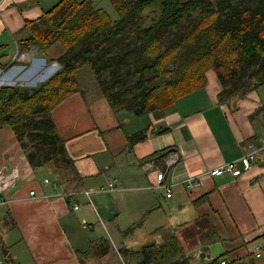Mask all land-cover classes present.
<instances>
[{
	"label": "crops",
	"instance_id": "crops-1",
	"mask_svg": "<svg viewBox=\"0 0 264 264\" xmlns=\"http://www.w3.org/2000/svg\"><path fill=\"white\" fill-rule=\"evenodd\" d=\"M51 1L0 0V55L19 50L18 41L29 34L26 24L50 10ZM1 62L3 71L13 64ZM47 64L55 68L51 77L60 66ZM208 80L206 88L173 106L140 117L113 108L101 90L71 96L53 118L75 161L74 176L51 165L33 169L13 129L0 128V170L19 169L18 183L5 192L7 204L0 209L1 261L8 248L17 264H120L122 253L138 264L137 252L149 245L146 237L173 228L192 264H208L195 261L199 254L223 255L230 264H264V154L239 177H204L203 186L192 191L184 186L190 175L229 162L243 169L245 144L264 141V85L237 103L222 104L219 79L211 71ZM138 134L145 138L130 148ZM169 148L174 152L164 160L144 161ZM160 172L172 198L151 188ZM46 178L58 187L45 185ZM70 192L78 193V210L66 196ZM212 230L217 238L203 251L201 238Z\"/></svg>",
	"mask_w": 264,
	"mask_h": 264
},
{
	"label": "trees",
	"instance_id": "trees-1",
	"mask_svg": "<svg viewBox=\"0 0 264 264\" xmlns=\"http://www.w3.org/2000/svg\"><path fill=\"white\" fill-rule=\"evenodd\" d=\"M118 19L95 7V0H60L38 20L26 24L21 51L58 44L50 63L59 70L38 87H0V128L11 127L19 149L33 169L51 165L76 175L54 111L81 91L77 73L88 66L103 96L116 109L140 117L173 106L207 87L214 72L222 86L220 103L238 102L264 85V0H110ZM198 14L189 31L172 39L183 19ZM1 51V50H0ZM0 68H4L1 62ZM178 61L177 68L170 63ZM14 64V63H13ZM12 64V65H13ZM109 75V77H107ZM168 131V130H167ZM145 137L130 138V148ZM174 149L157 152L145 162L161 161ZM160 242L137 252L138 264H192L173 228L157 231ZM217 238L202 236L203 251ZM3 264H17L8 248ZM224 256L208 264H221Z\"/></svg>",
	"mask_w": 264,
	"mask_h": 264
},
{
	"label": "rangeland",
	"instance_id": "rangeland-1",
	"mask_svg": "<svg viewBox=\"0 0 264 264\" xmlns=\"http://www.w3.org/2000/svg\"><path fill=\"white\" fill-rule=\"evenodd\" d=\"M59 2L60 0H52L50 3L53 4V6H55ZM95 7L106 10L113 20L118 19L117 12L114 6L111 4L110 0H95ZM198 17H199L198 14H194L191 19H183L181 28L175 34H172L171 38L174 40L181 34L189 31L190 28L198 20ZM61 51L62 49L58 44H54L47 51L43 50L41 46H35L31 50L25 52L21 51L20 48L19 50H17V52H15L14 50H12L11 53L10 51H7L8 53L4 54V57L2 59L5 60V63L7 61L9 62L10 60L12 61L11 64L14 63L15 65L13 66L11 65L12 67L10 65L9 66L7 65L6 66L7 70L4 71H3L4 68H0V86H4V85L30 86V87L40 86L42 83L48 80V78H50L48 76H50V73L55 70L54 67L49 69L48 67L49 65L47 64L49 61H47V59H49L50 57L57 58L59 56V53H61ZM55 63H51V64H55ZM178 65L179 62L175 61L170 63L169 67L173 69V68H177ZM58 66H60V64ZM107 77H109V75H107ZM76 78L81 88V91L77 93L84 94V90L94 93L100 92L97 79L95 78L94 74L92 73V70L88 66L82 67L77 73ZM146 238H149V241H147L145 244H151L154 242L158 243L161 240V239L159 240L160 236L156 234L148 236ZM221 244L222 243H220V245ZM215 252L218 255L221 254L223 252L221 246L218 250H215ZM187 253L190 254L188 251ZM203 258H204L203 255H201V257L197 256V258H195L196 259L195 261L198 263V261L199 262L203 261ZM121 261L122 262H120V264H132L129 256L126 255L125 253H122Z\"/></svg>",
	"mask_w": 264,
	"mask_h": 264
},
{
	"label": "built area",
	"instance_id": "built-area-1",
	"mask_svg": "<svg viewBox=\"0 0 264 264\" xmlns=\"http://www.w3.org/2000/svg\"><path fill=\"white\" fill-rule=\"evenodd\" d=\"M260 154H264V141H260L258 145L248 142V144H245L244 146V154L240 159V162L243 165V169H239L237 166V161L226 163L225 165L211 170L204 173L202 176H194L190 175L188 179L184 182V186L188 191L200 189L203 186V178L204 177H222L225 174H230L234 177H239L243 172L248 171L251 169L252 165L258 160V157ZM173 163H167V169L172 165ZM166 173H168V170H166ZM165 173L160 172L157 175V182L155 185L151 186L152 189H163L167 191V198L173 197V191L172 186L164 185L163 182L165 180ZM19 180V169L18 167H12L11 169L4 168L0 170V209L7 204V198H5L4 194L7 190L17 185ZM45 185H50L53 187H58L57 181H51V179L46 178L44 179ZM114 183L111 184V187L113 188ZM87 196L91 195V192L84 193ZM78 193L76 192H70L68 194V199L71 203L75 204L74 209L78 210L80 207L78 203H76V197ZM37 194L35 191L31 192V197H36ZM46 198V197H44ZM84 228H91V225L87 222H83ZM262 256V248L259 247L256 253V257L260 258ZM198 257H201V254L198 255ZM204 259L208 262H211V259L208 255L204 257ZM221 264H230L231 261L228 259H223L220 261ZM3 263L0 259V264Z\"/></svg>",
	"mask_w": 264,
	"mask_h": 264
},
{
	"label": "bare ground",
	"instance_id": "bare-ground-1",
	"mask_svg": "<svg viewBox=\"0 0 264 264\" xmlns=\"http://www.w3.org/2000/svg\"><path fill=\"white\" fill-rule=\"evenodd\" d=\"M162 173H163V172H162ZM164 173H165V172H164ZM165 175H166V174H165ZM163 184L165 185V183H164V182H163ZM68 194H69V193H67V194H66L67 198H68Z\"/></svg>",
	"mask_w": 264,
	"mask_h": 264
}]
</instances>
